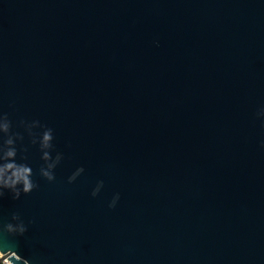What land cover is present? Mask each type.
I'll list each match as a JSON object with an SVG mask.
<instances>
[{
    "label": "water",
    "instance_id": "95a60500",
    "mask_svg": "<svg viewBox=\"0 0 264 264\" xmlns=\"http://www.w3.org/2000/svg\"><path fill=\"white\" fill-rule=\"evenodd\" d=\"M261 104L264 0H0V112L37 181L0 197L34 220L0 261L264 264ZM22 118L54 129L55 179Z\"/></svg>",
    "mask_w": 264,
    "mask_h": 264
},
{
    "label": "clouds",
    "instance_id": "9594fccd",
    "mask_svg": "<svg viewBox=\"0 0 264 264\" xmlns=\"http://www.w3.org/2000/svg\"><path fill=\"white\" fill-rule=\"evenodd\" d=\"M256 114L264 119V104L257 108ZM20 124L27 130L30 136V143H38L39 145L43 161L39 168L41 175L49 180L55 179L54 169L65 154L62 151H56L55 155H53L52 150L55 148L53 143L54 129L42 123L38 118L31 120L22 118ZM0 133L5 134L0 136V197H3L5 189H8L14 198H19L22 192H30L37 186V181L33 179V167L27 160L28 144L22 143L18 147V140H24V133L12 130V120L7 112H0ZM261 143L264 144V140ZM20 149H23V151H20ZM18 152L23 157L22 159H17ZM83 170V165L78 166L68 179L74 180ZM103 183V180L97 182L92 190L93 195L100 191ZM118 198L119 193H115L110 204L114 206ZM32 222L34 220L26 222L19 211H13L10 220L0 221V234H23L28 229L29 223ZM7 249L16 258L15 261L22 260L24 264H33L32 260L22 256L16 248L8 247ZM0 264H3V261H0Z\"/></svg>",
    "mask_w": 264,
    "mask_h": 264
},
{
    "label": "built area",
    "instance_id": "2783aa9c",
    "mask_svg": "<svg viewBox=\"0 0 264 264\" xmlns=\"http://www.w3.org/2000/svg\"><path fill=\"white\" fill-rule=\"evenodd\" d=\"M1 261H3V264H9V262H10V264H14V263L11 261V259L8 258V257H4Z\"/></svg>",
    "mask_w": 264,
    "mask_h": 264
}]
</instances>
